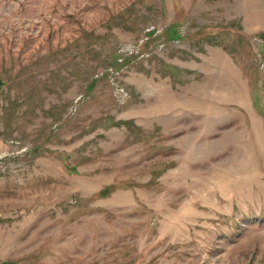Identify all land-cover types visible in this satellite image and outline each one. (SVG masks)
Masks as SVG:
<instances>
[{
  "label": "rangeland",
  "instance_id": "rangeland-1",
  "mask_svg": "<svg viewBox=\"0 0 264 264\" xmlns=\"http://www.w3.org/2000/svg\"><path fill=\"white\" fill-rule=\"evenodd\" d=\"M0 264H264V0H0Z\"/></svg>",
  "mask_w": 264,
  "mask_h": 264
}]
</instances>
